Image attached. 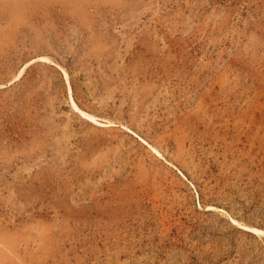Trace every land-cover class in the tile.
<instances>
[{
    "label": "rangeland",
    "instance_id": "374dc122",
    "mask_svg": "<svg viewBox=\"0 0 264 264\" xmlns=\"http://www.w3.org/2000/svg\"><path fill=\"white\" fill-rule=\"evenodd\" d=\"M234 220L264 231V0H0V264H264Z\"/></svg>",
    "mask_w": 264,
    "mask_h": 264
},
{
    "label": "bare ground",
    "instance_id": "6f19581e",
    "mask_svg": "<svg viewBox=\"0 0 264 264\" xmlns=\"http://www.w3.org/2000/svg\"><path fill=\"white\" fill-rule=\"evenodd\" d=\"M12 4V3H11ZM15 6V5H14ZM41 57V56H40ZM40 60L41 61H51V60H49L48 58H46V57H41L40 58ZM31 63V62H30ZM23 71H24V69H23ZM22 71V72H23ZM22 72H21V74H22ZM65 76H66V79H67V81L69 82V78H68V74L65 72ZM69 103H70V105H71V107H72V109L74 110V111H76V112H78L79 114H81L83 117H85L86 119H88L89 121H93V122H98V119H97V117H95L94 115H92V114H90V113H88V112H86V111H84L83 109H81L80 107H79V105L77 104V102L75 101V99H74V96H73V90H72V87H71V85H69ZM99 123V122H98ZM108 123V125H112L113 123L112 122H106V124ZM101 124V123H100ZM102 125L104 126L105 124L104 123H102ZM148 143V142H147ZM149 147H150V145H149ZM151 149H153L155 152H156V154H158L159 156H161V153L157 150V149H155L153 146H151ZM163 157V156H162ZM161 157V158H162ZM67 165V164H66ZM89 178V177H88ZM234 223L235 224H237L238 226H241V227H243L244 229H246V230H248V231H250V232H252V233H254V234H257V235H259V236H264V231L263 230H260V229H257V228H253V227H249V226H246V225H244V224H242V223H240V222H238V221H236V220H234Z\"/></svg>",
    "mask_w": 264,
    "mask_h": 264
}]
</instances>
